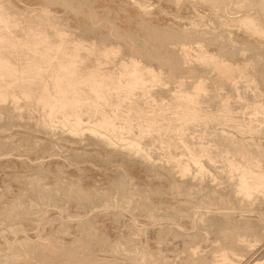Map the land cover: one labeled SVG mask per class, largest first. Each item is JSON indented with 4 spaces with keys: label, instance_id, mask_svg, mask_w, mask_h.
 Instances as JSON below:
<instances>
[{
    "label": "bare ground",
    "instance_id": "bare-ground-1",
    "mask_svg": "<svg viewBox=\"0 0 264 264\" xmlns=\"http://www.w3.org/2000/svg\"><path fill=\"white\" fill-rule=\"evenodd\" d=\"M0 264H264V0H0Z\"/></svg>",
    "mask_w": 264,
    "mask_h": 264
},
{
    "label": "rangeland",
    "instance_id": "rangeland-1",
    "mask_svg": "<svg viewBox=\"0 0 264 264\" xmlns=\"http://www.w3.org/2000/svg\"><path fill=\"white\" fill-rule=\"evenodd\" d=\"M138 217H139V219H138ZM141 216H137V217H135V221H141V223H144L145 222V219L144 218H142ZM141 219V220H140ZM143 220V221H142Z\"/></svg>",
    "mask_w": 264,
    "mask_h": 264
}]
</instances>
